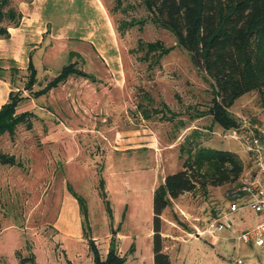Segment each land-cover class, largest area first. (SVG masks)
<instances>
[{"label": "rangeland", "instance_id": "1", "mask_svg": "<svg viewBox=\"0 0 264 264\" xmlns=\"http://www.w3.org/2000/svg\"><path fill=\"white\" fill-rule=\"evenodd\" d=\"M22 2L12 0L11 6L19 9ZM101 2L115 31L114 58L104 61L90 42L69 36L64 50L96 56L86 55L85 63L71 53L46 69L35 60L37 82L31 91L24 90L27 71L13 73L15 65L0 63L11 90L24 98L16 114L30 113L13 135H0V154L15 162L0 165V264H20L31 257L34 264H93L83 218L67 185L86 201L88 237L101 258L109 249L107 234L120 231L124 237L116 246L124 264H153L152 196L165 176L181 170L183 161L201 147L234 152L244 163L243 175L251 171L241 144L207 114L212 81L192 65L169 31L153 23L142 0ZM155 42L168 54L149 52L146 44ZM69 62L93 72L97 82L77 78L51 96L34 98ZM229 114L238 125L264 123V96L256 91L243 95ZM104 171L127 183L126 192H120L118 181L108 196L112 221L98 197V174L103 178ZM230 188H197L163 212L162 247L170 264H235L236 259L264 264V251L237 241L258 219L252 210L234 214V230L222 231L216 240L204 234L215 208L227 206L224 197Z\"/></svg>", "mask_w": 264, "mask_h": 264}, {"label": "trees", "instance_id": "2", "mask_svg": "<svg viewBox=\"0 0 264 264\" xmlns=\"http://www.w3.org/2000/svg\"><path fill=\"white\" fill-rule=\"evenodd\" d=\"M11 1L0 0L1 38L8 37V27H17L22 17L18 9L11 6ZM142 3L153 23L169 31L176 45L189 54L192 65L212 81L214 97L207 110L212 122L223 130L237 127V121L229 114L234 102L250 92L256 91L264 96V0H142ZM5 21L11 24L3 26ZM146 46L149 52L158 51L159 57L169 52L159 42ZM10 71L14 73L17 69ZM27 72L24 90L31 91L36 83V71L31 62ZM2 73L0 68V78H3ZM72 76L96 82L94 76L77 68L75 62H69L42 89L33 93V97L48 94ZM18 92L11 91L8 101L0 108V135H13L16 126L24 123L30 115L28 112L16 114L18 104L24 100ZM27 125L30 129V124ZM14 164L12 157L0 154V165ZM243 172L244 163L236 153L201 147L183 161L181 170L165 176L152 196L153 264H170L162 247L161 217L171 202L197 188L206 190L237 184ZM67 190L77 201L83 218L82 231L87 238L93 264H124L126 258L118 254L114 237L106 255L100 257L93 240L88 237L90 228L86 201L70 185H67ZM98 196L108 219L112 221V210L100 174ZM132 246L129 253L134 251ZM26 263L34 264V259L23 258L20 261V264Z\"/></svg>", "mask_w": 264, "mask_h": 264}, {"label": "crops", "instance_id": "3", "mask_svg": "<svg viewBox=\"0 0 264 264\" xmlns=\"http://www.w3.org/2000/svg\"><path fill=\"white\" fill-rule=\"evenodd\" d=\"M18 11L22 15L18 26L8 27V37H0V63L2 64L11 63L15 65L17 70L26 72L27 66L31 62L37 76L35 60L38 61V65L42 69H46L48 65L55 66L58 64L56 60L62 56L69 58L71 53L81 57L85 63L86 55L89 58L96 56L94 53L85 55L78 49L64 50L62 48V44L66 43L64 38H69V36L79 41L90 42L104 61H106L105 57L114 58L116 56L115 31L101 0H31L30 2H22ZM105 45L111 47L103 52L98 50V47H104ZM76 47L79 48V46ZM1 69H6V67L2 66ZM83 71L87 73L84 69ZM91 73L93 74V72ZM77 78L79 77H69L64 84L52 89L44 97L51 96L54 91L60 90L70 82H75ZM11 91L9 82L4 77L0 78V108L8 101ZM108 170L109 168L106 171ZM106 171H104L103 180L104 190L109 201L111 191L115 192V184L119 181L120 192H126L127 183L123 177L117 175L114 177L112 174L110 177L106 176ZM108 172L110 173V171ZM109 203L114 218L111 202L109 201ZM127 208L128 205L125 204L124 211ZM249 226L251 227L252 224ZM114 233L117 236L116 238L113 236ZM112 237L117 242L123 239L124 235L120 231L107 234L105 241L108 242V246Z\"/></svg>", "mask_w": 264, "mask_h": 264}, {"label": "built area", "instance_id": "4", "mask_svg": "<svg viewBox=\"0 0 264 264\" xmlns=\"http://www.w3.org/2000/svg\"><path fill=\"white\" fill-rule=\"evenodd\" d=\"M229 131L230 137L244 148L251 171L242 175L239 182L228 189L224 197L227 206L215 208V215L208 219L204 234L210 241L216 240L222 231L234 230V214L242 209H250L259 219L241 232L237 241L264 251V123L243 122ZM235 264H242V261L236 259Z\"/></svg>", "mask_w": 264, "mask_h": 264}]
</instances>
